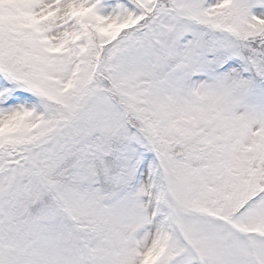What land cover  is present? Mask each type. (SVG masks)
<instances>
[{
    "label": "snow or ice",
    "instance_id": "obj_1",
    "mask_svg": "<svg viewBox=\"0 0 264 264\" xmlns=\"http://www.w3.org/2000/svg\"><path fill=\"white\" fill-rule=\"evenodd\" d=\"M0 264H264V0H0Z\"/></svg>",
    "mask_w": 264,
    "mask_h": 264
}]
</instances>
